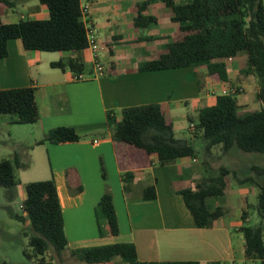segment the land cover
Returning a JSON list of instances; mask_svg holds the SVG:
<instances>
[{"label": "crops", "instance_id": "0c3cea01", "mask_svg": "<svg viewBox=\"0 0 264 264\" xmlns=\"http://www.w3.org/2000/svg\"><path fill=\"white\" fill-rule=\"evenodd\" d=\"M9 1L11 7L0 4L1 23L14 24L48 17L46 6L35 0ZM144 1L80 0L83 10L81 21L100 46L96 60L103 68L101 74L95 72L94 57L88 49L79 54L59 52L60 60L55 61L43 56L44 52L26 51L20 40L8 41V54L0 59V90L33 87L39 115L38 122L34 124L36 137L30 150L26 151L33 157L26 170H31L32 176L40 177L18 181L22 202L26 183L53 179L68 246L72 250L130 243L135 246L137 257L142 262L245 264L248 260L240 232L244 206L240 200L248 196L247 190L227 194L229 203L236 201L238 204L231 215L226 205L228 202L218 201L225 192L222 196L206 200L210 208L226 209L224 216L210 228H196L184 205L180 192L193 189L214 171L209 172L200 158H179L165 166L157 165L153 158L154 163L149 167L127 166L133 179L128 190H124L118 145L108 129V112L158 104L165 118L172 123L174 137L192 144L201 136L195 127L199 111L213 106L222 91L239 90V113L254 111L247 104L246 96L251 95L257 101L258 86L255 84L253 88L249 83L253 76L243 78L240 74L244 69L239 61L241 54L231 63L223 61L225 80L216 73L210 74L206 66L141 72L142 64L166 52L172 38V33L166 31L171 26L176 27L170 22L171 11L161 1H155L143 14L154 17L156 23L136 28L134 20L138 6ZM18 5L25 13L19 12ZM142 30L147 31L146 35H140ZM76 57L82 58L84 64L81 73H74L67 65L63 68L51 66ZM79 75L84 79H76ZM189 106L191 112H188ZM185 121L189 122V128L184 125ZM14 125L8 116L0 115L2 131L10 134ZM57 127L72 128L86 137L74 143L35 145ZM185 127L190 134L189 141L177 137V132ZM14 144V148L19 145L23 149L26 147L18 142ZM249 167L242 166V169L247 171ZM69 171L73 172L71 178ZM225 181L227 188V177ZM150 186L154 187L156 196L145 200L142 198L143 190ZM105 194L112 200L117 235H111L108 220L99 207ZM101 264L127 263L115 258Z\"/></svg>", "mask_w": 264, "mask_h": 264}, {"label": "trees", "instance_id": "16d2710c", "mask_svg": "<svg viewBox=\"0 0 264 264\" xmlns=\"http://www.w3.org/2000/svg\"><path fill=\"white\" fill-rule=\"evenodd\" d=\"M161 1L171 11L170 22L176 25V33L170 39L166 52L156 59L142 64L141 72L206 66L210 74L216 73L225 80L224 59L246 54L245 68L240 74L251 75L258 90L256 100L261 108L247 113L238 112L239 90L217 96L215 104L202 108L197 116L196 129L201 132L202 151L192 144L174 137L172 123L165 118L158 104L129 107L118 112H108L107 124L113 141L118 145V163L124 190H128L133 174L126 167L170 165L179 158L204 157L202 164L212 157V149L221 148L229 156L232 148L244 153H264V5L263 0H145L138 6L134 20L136 28L149 27L156 19L143 13L149 5ZM45 5L46 19L21 20L14 24L0 22V59L7 56V43L20 40L26 51L44 53H81L87 48L86 29L82 18L80 0H38ZM0 4L11 7L9 0ZM67 65L74 73L84 70L82 58L52 63V67ZM0 115L8 116L11 124L30 125L39 120L33 87L0 90ZM86 136L72 128L57 127L50 130L39 144L74 143ZM31 146H16L10 159L0 161V188L14 189L18 185L14 170H25L28 163L22 160V150ZM125 169V170H124ZM72 171L68 172L71 178ZM231 176L237 185L256 189V203L246 205L242 212L240 232L244 238V255L252 264H264V167L251 165L247 172L221 167L210 173L193 189L180 192L184 205L196 228H210L224 216L223 207L210 208L206 200L222 196L226 189L225 178ZM25 199L22 215L15 218L24 225V235L35 256L43 258L49 253L47 263L65 264V260L86 264L108 263L119 258L127 264H198L195 261L142 262L136 248L130 243L87 247L72 250L64 231V221L55 182L53 179L29 182L24 185ZM154 187H146L142 198L154 199ZM101 213L107 218L111 235L118 234V225L110 195L99 202ZM248 209L259 218L256 225L246 223ZM248 212V213H247ZM245 222V223H244ZM27 254H25L26 256ZM28 257V255H27ZM70 262L69 264H71ZM0 264H8L0 262Z\"/></svg>", "mask_w": 264, "mask_h": 264}, {"label": "rangeland", "instance_id": "374dc122", "mask_svg": "<svg viewBox=\"0 0 264 264\" xmlns=\"http://www.w3.org/2000/svg\"><path fill=\"white\" fill-rule=\"evenodd\" d=\"M38 2V0H35ZM264 5V0H263ZM19 12L25 13L24 9L21 5L17 6ZM169 23V20H168ZM166 32H171L172 37L173 34L176 33V27H169ZM147 31L142 30L140 35H146ZM170 38V37H169ZM59 52L54 53H43V56H49L50 58L54 59L55 61H59ZM239 61L242 63V66L245 68L246 62V54L241 53ZM243 76V75H242ZM246 78V76H243ZM250 86L254 88L255 84L257 83L255 78H249ZM246 101L251 110H259L260 103L253 99V96L248 95L246 96ZM191 106L188 107V112H191ZM185 126L189 128V122L185 121ZM177 131H179L177 129ZM36 127L34 124L30 125H19L16 124L12 127L10 134L5 133L0 129V161L4 159H10L12 151L14 149V143H21L26 147L32 146L33 139L36 137ZM189 132L186 129H183L181 132H177V137L183 138L189 141ZM193 147L201 152L202 151V143L201 140H194L191 142ZM20 146V145H19ZM217 149L212 150V157L207 162V170L210 173H216L221 167H229L232 169H236L239 172L244 173L247 172L246 170L242 169V166H260L264 167V153H244L239 151L237 148H232L229 152L231 153L229 156L224 155L221 153V148L216 147ZM22 160L24 162L29 163L33 157L31 152H26L22 150ZM28 153V155L26 154ZM200 161L204 160V157L200 154ZM15 177L18 181H31L30 179H38L40 176H32L31 170L27 171L26 169L23 170H14ZM228 186L225 191V195L223 198H219V202H228L227 209L231 214L237 209L238 204L236 201L234 203H229V197H227L231 193H240L247 190L246 195L247 197L240 200L241 205L246 208V205H253L256 203V189L252 186L244 185L238 186L231 176L227 177ZM228 194V195H227ZM22 189L20 187H16L14 189H6L0 188V262H7L8 264H38L39 262L47 263L49 260V253H47L43 258L39 256H35L32 249L28 245V238L24 235V225L21 221L15 218V215L21 216L22 215ZM250 212L248 214L249 221H245L249 223V225L253 226L258 224L259 218L255 212L251 209H248ZM248 213V212H247ZM244 222V223H245ZM25 254L27 255L25 256ZM74 263L75 261H70ZM69 260H65V264L70 263ZM55 264V263H54ZM240 264V263H239ZM245 264H252L249 261H246Z\"/></svg>", "mask_w": 264, "mask_h": 264}, {"label": "built area", "instance_id": "2783aa9c", "mask_svg": "<svg viewBox=\"0 0 264 264\" xmlns=\"http://www.w3.org/2000/svg\"><path fill=\"white\" fill-rule=\"evenodd\" d=\"M82 15H83V10H82ZM86 39H87V48L86 49H88L94 57V70L96 73L101 74L103 71V68L100 65V63L97 62V60H96L97 53L99 52L100 46L98 44V41L96 40V37L91 34L89 29H86ZM233 59H234L233 57H228V58L224 59V62L231 63L233 61ZM76 79L82 80V79H84V77L82 75H79L76 77ZM236 91H237L236 89H233L232 91L231 90H229V91L224 90V91H222L221 95H223V96L228 95L231 93H235Z\"/></svg>", "mask_w": 264, "mask_h": 264}]
</instances>
